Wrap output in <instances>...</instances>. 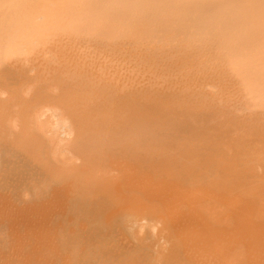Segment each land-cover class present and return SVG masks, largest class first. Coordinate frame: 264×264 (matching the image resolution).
<instances>
[{
  "label": "rangeland",
  "instance_id": "374dc122",
  "mask_svg": "<svg viewBox=\"0 0 264 264\" xmlns=\"http://www.w3.org/2000/svg\"><path fill=\"white\" fill-rule=\"evenodd\" d=\"M99 31L96 29V34L92 37L83 33L81 47L75 48L66 42L67 38L58 33L52 20L37 14L34 18L21 21L7 6L0 5V137L3 135L2 131L8 130L9 123L6 121L2 124L1 120H11V117H23L17 121L24 123L18 122L13 127L16 129L21 124L18 136L28 131L32 139L36 140L33 136L37 137V141L33 142L25 134L27 137L22 136L21 142L22 139L26 140L21 143L17 141L20 136L16 132L12 133L13 128L11 133L10 129L8 133L4 132V136L11 134V137L16 133L14 141L17 143L11 140V144L3 145V154H0L5 157V161L0 157L4 162L0 163L2 172L8 169L3 174L0 168V180L3 181H0V215H7V210L9 213L8 218L4 216L6 220L0 216V228L3 227L0 229L3 231H0V264H4L3 260L5 264H264V130L258 132L257 136L245 138L216 122L200 121L181 114L173 102L177 95L176 88L166 81V77L171 74L163 72L162 59L157 55L151 57L149 52L137 46L117 47L112 41L104 40V35ZM135 53L137 56H133ZM17 106L21 110H17ZM52 108L58 109L68 119L65 124L70 134L61 138L70 143L69 146L65 141V146L70 147V150H63L65 146L56 147L59 146L58 142L55 147L52 146L55 144L54 139L46 133H40L44 131L38 133L36 126H33L38 110L46 109L49 113ZM22 125L27 126V129H23ZM29 126H33V132ZM85 128L88 129L86 132ZM96 130L99 132L96 133ZM87 132H92L90 140ZM96 134L101 140L96 138ZM104 134H107V139H104ZM87 138L89 141H86ZM28 140L34 147H29V143L26 146L25 142ZM47 140L52 142L48 143ZM4 141L10 142L6 138ZM90 141L92 144L88 145ZM12 143L25 146H18L22 151L18 149L17 152V147L14 148ZM85 149L93 151L90 154ZM55 151L57 154L54 155L52 152ZM98 154L101 155L98 157ZM95 155L96 158L93 157ZM97 158L103 162L102 169ZM56 164H59L58 168ZM69 165H73L74 170ZM92 166L93 170L89 171L100 170V173L98 171L93 174L96 175L93 182L104 181L105 189L99 188L101 183H97L99 187L94 186L91 178L93 172L85 171L92 169ZM64 172L75 175L72 178ZM79 173L81 174L78 175ZM102 175L108 179H104ZM43 178H47V183ZM53 179L56 180L55 183ZM14 182L19 183L16 185ZM110 182L113 187L117 183L116 189L111 190L113 187ZM80 183L87 191L80 189ZM51 184L54 185L50 188ZM76 184L83 193L76 188ZM84 184H87L90 192ZM33 185L38 187L39 193L46 186L50 189L46 188L41 196H37L38 189ZM109 190L112 195L116 191L119 195L111 197ZM114 190L116 191L113 192ZM93 191H97L99 198L103 197V191L105 195L108 192L106 200L111 201L113 198L109 202L114 205L110 204L112 207L101 199L104 200L102 203L105 207L108 205L107 208L111 207L113 210L106 211L105 207L102 210L105 221H109L108 225L103 222L102 216L99 218L97 203H102ZM98 191L102 192V197ZM1 194L5 197L2 198ZM4 198H7V202ZM114 198L123 202L130 198V205H127L134 206L135 213L128 207L130 213L121 211L123 206H119V202L121 205L123 202H116ZM93 199L97 202L95 206H91ZM9 200L11 201L8 202ZM87 201L90 202L89 205ZM141 202L144 205L142 207ZM133 203L138 209H143L139 210L142 213H137V207ZM5 204L15 215L10 214L11 209ZM36 204L38 205L34 208ZM116 207L120 212L116 211ZM21 209H25L24 212L29 210L25 212L27 216L21 215V212L24 213ZM33 210L37 211L35 215L32 214ZM91 210L98 217L96 214L93 217ZM104 210L108 213L110 211V215L106 216ZM112 212L116 215L113 216ZM26 217L30 219L28 222ZM31 218L35 221H31ZM36 225L41 227L40 230ZM99 226H103V231ZM42 228H46V232H41ZM90 230L95 233L92 235L93 231L90 233ZM42 233H46L47 237ZM48 238L50 241H47ZM2 240L6 243L5 247L2 246ZM31 258L36 259L32 262L29 261Z\"/></svg>",
  "mask_w": 264,
  "mask_h": 264
},
{
  "label": "bare ground",
  "instance_id": "6f19581e",
  "mask_svg": "<svg viewBox=\"0 0 264 264\" xmlns=\"http://www.w3.org/2000/svg\"><path fill=\"white\" fill-rule=\"evenodd\" d=\"M0 5L1 6H7L10 10L13 11L15 16H18V19H20L21 21L28 19V18H34L37 14H41L42 16L48 18L49 20H52L58 29V33L62 37L67 38L66 42L70 46H73L75 48L81 47V42H80L81 40L80 39H81V36L83 33H86L90 37H92L96 34V29H99L100 30L99 32L102 35H104V40L110 41V42L112 41L117 47L121 46V45H133V46H137L138 48H141V49L149 52V55L151 57H156V55H157L158 57H160L162 59L161 64L163 66L162 67L163 72L165 74L166 73L171 74L170 77H168V76L166 77V81L176 88V94L177 95L175 94L176 96L173 98V102H175L174 104L181 114L192 117V118L200 120V121L203 120L205 122H210V123L216 122L217 124H221L223 127L227 128L228 130H234L233 131L234 133H237V134H239L245 138L257 136L258 132L264 130V0H0ZM133 56H137V54L135 53ZM19 107L20 106H17V110ZM20 108H19V110H21ZM15 111H16V109H15ZM21 118H23V117H21ZM21 118L20 117H18V118L11 117V120H9L10 118H7L8 120L4 119L5 121L1 120V122H2V124H4L6 121L9 122L8 127H7L8 128L7 131H9V129H10L11 131L9 133H11L12 132L11 128L16 127L18 125V122L24 123L23 121H17L19 119L21 120ZM67 120L68 119H66V117L63 116V114L58 109L52 108L49 113L47 112L46 109H42V110H38V112H37V114L33 120V122L35 121V124H33V126L34 125L36 126V129H38V133H39V131H44V132H40V133H46L47 135H49L51 137L52 140L54 139L55 144H53V145L50 144V145L55 147L56 143L58 142L57 144H59L60 147L58 145H56V147L62 148L63 146H65L66 140L62 139L61 136H63V135L65 136V135L70 134V130L67 129L66 124H65V122H67ZM19 126H18V128H19ZM24 126L22 125V128L27 129V126L26 127H24ZM33 126H32V128H33ZM4 128H5V126H4ZM18 128H16L17 130L13 128L16 131L13 130V132H12V133L16 132L17 134L16 133L15 134L17 136H18V134L21 133V132L19 133L20 130H18ZM32 128H30V126H29V129H31V131H32ZM86 128L84 129V132H86L85 130H88ZM5 131L6 130H4V132ZM31 131H30V133H31ZM78 131H79V129H78ZM96 131H97L96 133L99 132L98 130H96ZM4 132L2 131L3 135H1V137H0V138H2V140L0 139V143H2L3 140H5V138H6V141H10V142L7 143L4 141L5 143L3 142L4 144L2 143V146L0 144V150H1L0 154L3 151L2 150L3 145H7L9 143L11 144V140H13V142H15L14 139L16 138L15 134H12V137L10 136L11 134H9V136H8V134L4 136ZM24 132H25L24 135L25 134L28 135V133H27L28 131H24ZM49 132H51V134ZM76 133H77V131H76ZM22 134H23V132H22ZM78 134H81V133H78ZM87 134H88V132H87ZM91 134H92V132H91ZM91 134L89 133L88 134L89 137L88 136H85V137H88L90 140ZM108 134H110V133L108 132ZM24 135H22L23 138H24ZM27 135H25V137H27ZM84 135H86V134H84ZM3 136H4V138H3ZM6 136H8V138L11 137V139L7 140L8 138ZM22 136H20V140L17 137L18 138L17 141L21 142ZM28 136H30V135H28ZM94 136H93V139H94ZM96 136H98V137H96L97 139H100L99 138L100 136L98 134H96ZM103 136H105L104 139H107L106 138L107 134H104ZM110 136H108V139L111 138ZM45 137H47V136H45ZM33 138H36V140L32 139V137H31L30 141L33 140V142L34 141L36 142L37 137L33 136ZM76 138H75V140H76ZM88 138L86 141H89ZM48 139H50V138L48 137ZM83 139L85 140V138H83ZM83 139H82V142L84 144L85 142L83 141ZM25 140L22 139V142ZM52 140L50 142L48 140L47 141H48V143H51ZM17 141L15 143H17ZM78 141H80V140H78ZM92 141H90L88 145L92 144L91 143ZM94 141H95V143L99 144L97 140H94ZM135 141H133V142H135ZM40 142H37V143L39 144ZM63 142H64V145L62 144ZM67 142L68 141H66V143ZM82 142H81V144H82ZM101 142L102 141H100V144H101ZM28 143H29V140H28V142H25L26 146H29ZM77 143L79 144V142H77ZM77 143L76 144L74 143V144L77 145ZM107 143H109V142H107ZM110 143H111V141H110ZM29 144H31V146H29V147H34L32 145V143H29ZM38 144H35V145H38ZM68 144L70 146L69 142H68ZM12 145L15 146L14 148L17 147V149H16L17 152H18V149H19V151H22V150H20V148L18 146H22V147L25 146V145H21V144L20 145L18 144L16 146L13 143H12ZM88 145H86V146L89 148ZM131 145H133V144H131ZM13 146H12V149H13ZM103 146H104V144H103ZM8 147L10 148V146H8ZM36 147H38V146H36ZM66 147H68V146L63 147L62 149L63 150H70V147H68L69 149L68 148L64 149ZM106 147L107 146L105 145L104 148H106ZM125 147H126V145H125ZM83 148H86V147L83 146ZM98 148H99V145H98ZM87 149H85V152L89 151ZM94 149H96V146ZM26 150H27V148H26ZM107 150H109V149H107ZM14 151H15V149H14ZM39 151H41V150H39ZM92 151L90 150V152H92ZM90 152H88V153H90ZM100 152H102V151H100ZM4 153H6V152H4ZM52 153H54V155H55V153L57 154L56 151L52 152ZM7 154H10V153H7ZM86 154L87 153H85V155ZM19 155H22V154H19ZM100 155L98 154V157ZM3 157H1V158L3 161H5V157H4V159H3ZM93 157L96 158V155ZM102 158H103V156H102ZM100 160L98 162H100ZM3 161H1V159H0V163H4ZM93 162L96 163L95 161H93ZM101 162H100V164H101ZM55 163H58V162H55ZM37 164H39V163H37ZM1 165H3V164H1ZM34 165H36V164H34ZM45 165H46V163H45ZM56 165H53V166H56ZM58 165H57V168H58ZM60 165H61V163H60ZM65 165L68 166L67 164H65ZM93 165H95V164H93ZM11 166H9V167H11ZM62 166H63V164H62ZM62 166H61V168H62ZM69 166H71V165H69ZM98 166L99 165H97V167ZM19 167H21V166H19ZM38 167H41V166L38 165ZM71 167H72L71 170L72 169L74 170L73 165ZM99 167L102 169V164ZM0 168H1V172H2V167L0 166ZM76 168H78V167H76ZM78 169L80 170V168H78ZM94 169H95L94 171H96L95 167H94ZM7 170L5 169L2 173L4 174V172ZM49 170H51V169L49 168ZM58 170H60V168ZM66 170L68 171V169H66ZM89 170H93V166H92V169L90 168V169L85 170V171L92 173L93 171H89ZM63 171H60V173H63ZM69 171H70V168H69ZM98 171L100 173L99 169L96 172L98 173ZM70 172H73V171H70ZM79 172H81V171H79ZM96 172H93L91 175L95 174ZM55 173H56V171H55ZM60 173H58V174H60ZM49 174H50V172H49ZM58 174H56V176ZM80 174L81 173H79L78 175H80ZM62 175L60 174V176H62ZM66 175H69L70 177H72L75 174H72V176H71L69 173H67ZM63 176H65V175H63ZM0 177H1V173H0ZM75 177L77 178V176H75ZM95 177H96V175H93L91 177L92 183H94L93 178L95 181ZM100 177H98V178H100ZM102 177H104V179H108V178H105V176H103V175H102ZM24 178H25V176H24ZM67 178H69V177H67ZM76 178H74V179H76ZM37 179H36V181H37ZM65 179H66V177H65ZM43 180L46 181V183L48 181L47 178H46V180H45V178H43ZM68 180H70V179H68ZM99 180H101V179H99ZM0 181H1V183H3L2 180H0ZM4 181H5V179H4ZM51 181H52V177H51ZM57 181H59V179H57ZM80 181H82V180H80ZM85 181L86 180H84L83 182L87 183ZM22 182H24V181H22ZM53 182L55 183L56 180H54ZM65 182H66V180H65ZM83 182H82V184H83ZM103 182L104 181H101V182L98 181V182L94 183V186L95 185L97 186L98 185L97 183H101L100 187H99V185H98V187L105 189L106 184ZM14 183L16 184L19 182H14ZM39 183H41V182H39ZM46 183H44V184L47 185ZM102 183L105 184L104 187H103ZM48 184H50V182ZM110 184H111V186L113 185L111 182H110ZM10 185H12V184H10ZM45 185H43V186H45ZM53 185L54 184H51L50 188ZM76 185H77V187L76 186L75 187L78 189L79 188L78 184H76ZM85 185L87 186V184H84V186ZM114 185H115V187L118 186L117 183L116 184L114 183ZM79 186H81L80 187V189H81L82 188L81 183ZM92 186L93 185H91V187ZM111 186L108 184V187L111 188ZM7 187H8V185H7ZM26 187H28V186H26ZM33 187H36L38 189L37 186L33 185ZM115 187L111 188V190L114 189ZM13 188H14V186H13ZM46 188L50 189L48 186H46ZM86 188L88 189L89 187L87 186ZM45 189H43V190L41 189L42 190V191L40 190L41 193H39V189H38L37 193H36L37 196H41V194L44 193L43 191ZM80 189H78L80 192L83 190L87 191L83 188H82L83 190H80ZM88 190H89L88 192H90V189H88ZM97 190H99V189H97ZM119 190H120V188H119ZM30 191H32V193H34L33 190L30 189ZM100 191H98V193H100L99 195H101V193H102ZM104 191L102 193L104 198L102 197V195H101L102 198H99L100 196L98 197L97 191H93V192L96 193L95 195L99 201H101V199H104L105 200V201L103 200L104 202L107 201L109 205L112 204L109 202H111L113 198L111 199V201H108L109 199L106 200L105 197L106 196L108 197V194H107L108 190L106 191V195L104 194ZM115 191L116 190H114L113 192H115ZM16 192H17V190H16ZM110 192H109V196H111V197L115 196L116 194L119 195V193H117V191H116V194L114 193V195H112V192L110 195ZM9 193H11V192H9ZM81 193H83V192H81ZM85 193L87 194V192H85ZM36 194H35V196H36ZM1 195H2V198L5 197V196H3V194H1ZM93 195L94 194H92V197H93ZM12 196L14 197V195H12ZM125 196H126V194H125ZM130 196H134V195H130ZM9 198H11V197H9ZM120 198H122V197H120ZM130 198L129 199L127 198L128 201H130ZM135 198L137 199L138 197H135ZM4 199L6 200V201L5 200L4 201L7 202V198H4ZM82 199H84V198H82ZM96 199H93L91 206L96 205L95 204V203H97V202H95ZM55 200H57V199H55ZM115 200H116V202L117 201L123 202L124 199L118 200L116 198ZM138 200H141V199L138 198ZM10 201L11 200H9L8 202H10ZM103 201H101V203ZM125 201H126V199H125ZM125 201L122 203L123 205H121V202H119V204H120L119 206H123V208H124L123 209L121 207V209H120L121 211L126 210L125 212H129L133 208L135 209L134 206L128 207L127 204H129V203H128V201H126V203H125ZM107 202H106V204H107ZM116 202L114 201V203H116ZM54 203H55V201H54ZM88 203H90V202L87 201V204ZM124 203H125V205H124ZM137 203H139V201ZM11 204H12V202H11ZM11 204L9 203L10 206H12ZM45 204H47V203H45ZM87 204H85V205H87ZM97 204L100 207L99 208L98 206H96V207H98L97 209H99V211H97V212H100L98 214L99 218H100V216H102L104 219V220L101 219L100 221L102 222V220H103V222H104L105 221V218H104L105 213L102 212V210L105 206L103 205V203H102V205H99V203H97ZM131 204H132V199H131ZM37 205L38 204H36L34 206V208L37 207ZM51 205H52V203H51ZM57 205H59V204H57ZM61 205H62V203H61ZM112 205H110V206L112 207ZM133 205H135V204L133 203ZM142 205H143V203L141 204L140 207H142ZM5 206H8V205L5 204ZM30 206L31 205H28V207H30ZM46 206H45V208H46ZM48 206H49V204H48ZM101 206H103V207H101ZM106 206L109 207L108 205H106ZM124 206L126 207V209ZM8 207H6V208H8ZM90 207H88V209H90ZM107 207H105V208H107ZM111 207L107 208L105 210L106 211L109 209L112 210ZM127 207H128V209L129 208H131V209L128 211ZM140 207H139V209L137 207V210H138L137 213L138 214L140 212L139 210L142 209V208L140 209ZM23 208H26V207H23ZM30 208H33V207L31 206ZM49 208H51V207H49ZM0 209H1V207H0ZM3 209H5V208L3 207ZM8 209H11V208L9 207ZM92 209L97 210L94 207H92ZM116 209H117V207H116ZM134 209H133V212L135 213ZM147 209L150 210L149 208H147ZM23 210H25V209H23ZM23 210L21 209V211H23ZM47 210H46V212H47ZM87 210H85V212ZM10 211H9L10 214H14V213H12V209ZM27 211H29V210H26L25 212L27 213ZM50 211H51V209H50ZM91 211H90V213H91ZM116 211L120 212L118 209ZM25 212L24 213L21 212V215L27 216V214ZM32 212H33L32 214H34L37 211L34 212V210H33ZM77 212H78V210H77ZM39 213L37 215L44 213V211L41 212L40 214ZM48 213H49V210H48ZM101 213H102V215H100ZM106 213H107L106 216L108 214L110 215V211H109V213L108 212H106ZM140 213H142V211ZM8 214L9 213L7 210V215L2 214L3 217L0 215L2 217L1 219L6 220L8 218L7 217ZM24 214H26V215H24ZM28 214H30V213H28ZM32 214H30V215H32ZM95 214H96V212H95ZM95 214L93 212V214H92L93 217L95 216ZM92 215H90V216H92ZM112 215H113V212H112ZM115 215H113V216H115ZM212 215H213V213L211 212V216ZM4 216H6L7 218H4ZM96 216H97V214H96ZM11 217H12V215H11ZM15 217H17V216H15ZM32 217H33V215H32ZM120 217H122V216H120ZM9 218H10V215H9ZM36 218H38V216H36ZM87 218H88V216H87ZM118 218H119V215H118ZM125 218H127V217L125 216ZM216 218H218V214H217ZM25 219L27 221L29 218L27 219V217H26ZM41 220L43 222V219H41ZM41 220H39L40 223H41ZM79 220H80V218H79ZM31 221H35V220L32 219ZM88 221H90V220H88ZM98 222H99V220H98ZM107 222H109V221H107ZM107 222L105 224H107ZM27 225H28V223H27ZM99 225H100V223H99ZM94 226L95 225H93V227ZM36 227L39 228V226H37V225H36ZM90 227H88V229ZM101 227H103V226H99L100 230H101ZM31 228H34V227H31ZM40 228H39V230H40ZM115 228H112V229H115ZM0 229H3V227ZM44 229H46V228H42L41 232L42 231H43V233L46 232V231H44ZM105 229H106V227H105ZM35 230H36V228H34V231ZM0 231L3 232L2 230H0ZM91 231H93V230H90V233H91ZM94 231H95V229H94ZM94 231L91 233L92 235L95 233ZM101 231H103V230H101ZM6 232H7V229H6ZM81 232H80V234L82 235ZM85 232L86 231H83V233H85ZM43 233H42V235H45L47 237L46 233L45 234H43ZM4 234H5V232H4ZM31 234L33 235V233H31ZM38 234L40 237L41 234L39 232H38ZM91 234L89 237H91ZM14 235H15V233H14ZM86 235H89V234L86 233ZM86 235L84 237H86ZM3 237L5 238V235H3ZM48 237H51V236L48 235ZM77 238H78V236H77ZM67 239H69V238H67ZM87 239H89V238H87ZM93 239H95V238H93ZM0 240H1V238H0ZM39 240L41 242V239H39ZM101 240L103 241L102 238H101ZM4 241H3L4 245H2V246L5 247V245H6L5 242L7 240L5 242ZM33 241H35V240L33 239ZM47 241H50V239ZM102 241H101V243H103ZM7 242L9 243V241H7ZM40 242H39V244H40ZM74 242H76V241H74ZM78 242H80V241H78ZM42 243L45 244V242H42ZM85 243H87V241ZM83 244L84 243H82V245ZM106 244H107V241H106ZM106 244H105V246H108ZM0 245H1V243H0ZM7 245L9 246V244H7ZM10 245H11V243H10ZM82 245L80 244L79 247L81 248ZM89 246H91V244ZM96 246H98V245H96ZM89 248H91V247H89ZM100 248H103V247H100ZM2 249L4 250L5 248L2 247ZM78 249H76V250H78ZM97 249H99V248H97ZM94 250H96V249L94 248ZM7 252H9V251H7ZM7 252H6V254H8ZM77 252H79V250ZM94 252H96V251H94ZM2 253L4 254V252H2ZM81 253H83V252H81ZM92 255H94V254H92ZM77 256H78V254H77ZM4 257H5V255H4ZM32 258H33V256H32ZM32 258H31V260L29 259V261H32V260L34 261V259H36V258H34V259H32ZM86 258H87V255H86ZM73 259L75 260L74 257H73ZM83 260H85V258ZM88 261H85V262H88ZM235 262H236V260H235ZM3 263L5 264L4 260H3ZM127 264H131V262H129Z\"/></svg>",
  "mask_w": 264,
  "mask_h": 264
}]
</instances>
